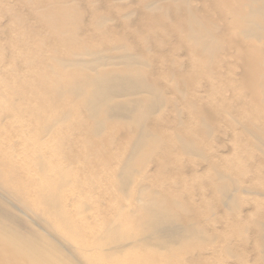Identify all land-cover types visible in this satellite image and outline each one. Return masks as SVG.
<instances>
[{"label": "bare ground", "instance_id": "bare-ground-1", "mask_svg": "<svg viewBox=\"0 0 264 264\" xmlns=\"http://www.w3.org/2000/svg\"><path fill=\"white\" fill-rule=\"evenodd\" d=\"M18 1L32 10V16L24 13L22 5V9L20 5L17 8ZM18 1L16 10L8 12L15 20L11 28L23 29L22 35L16 32L21 37L15 40L21 48L14 47L23 51L20 53L28 66L40 67L33 78H38L40 90L33 89L37 81L35 84L15 74L7 81L12 87L10 93L6 95L2 90L0 95V112L19 123L12 128L16 126L23 133L24 150L43 155V181L52 177L48 151L54 147L67 151L83 147L88 140L83 142L81 135L68 134V130L82 128L83 136L90 138L86 132L90 120L97 123L99 132L91 139V154L74 155L76 164H90L96 167L95 177L106 179L110 178L108 167L127 162L122 187L131 209L119 207L118 199L114 210L117 214L140 215L142 222L136 235L121 242L116 252L107 251L111 256L107 264H219L215 256L225 246L220 241L228 244L226 251L232 243L226 238L230 234L227 230L234 236L249 226L253 236L247 240L243 237V242L252 243L257 250L254 255L264 261V201L256 199L258 195L264 199V0H72L77 4L71 0ZM133 3L137 6L129 7L133 9L124 14L126 23L122 22L126 25L121 31L108 23L114 21L116 11ZM29 17L39 21L41 27L24 25ZM101 46L102 51L117 46L126 53L120 62L111 56L100 57ZM86 54L94 55V59L85 61ZM13 56L15 52L10 58ZM18 98L21 101H16ZM7 99L11 100L9 104ZM175 109L182 117L170 120ZM113 112L120 118H114ZM62 116L71 119L67 128V120L62 121V127L56 126ZM46 124H53V128L40 139V129ZM133 132L139 135L136 144L129 140ZM1 136L3 152L8 150L7 139L14 135ZM183 153L202 157L199 164L189 168L188 178L182 177L185 174L180 170ZM4 154L9 155L5 151L3 158ZM251 154L253 162L248 160ZM12 157L10 163L13 159L11 164L16 166L15 155ZM19 160L23 170L18 167L12 173L15 176L0 174V188L8 192L10 199H22L35 208L27 200L34 189L32 165L24 163L22 157ZM81 169L86 172L84 178L93 179L91 173ZM192 180H206L215 189L219 203L207 209L210 205L205 201L202 204L194 196H181L183 190L177 189L189 188ZM229 180L235 183L230 192ZM134 185L139 194L131 190ZM245 195L251 198L244 201ZM29 205L26 208L36 216ZM223 207L232 212L228 218L223 215L217 219ZM209 214L215 223L211 228L205 217ZM72 221L78 223L74 216L66 215L63 224L57 226L60 238L63 244H76V250L88 255L90 241ZM69 229H74L69 237L62 235ZM47 242L15 240L11 233L0 235V264H71L61 247Z\"/></svg>", "mask_w": 264, "mask_h": 264}, {"label": "rangeland", "instance_id": "rangeland-1", "mask_svg": "<svg viewBox=\"0 0 264 264\" xmlns=\"http://www.w3.org/2000/svg\"><path fill=\"white\" fill-rule=\"evenodd\" d=\"M17 1L18 0H16V1L15 0H3V1L0 0V28H1V30H3L2 32L0 31L1 36H3V37L0 36L1 40H3V41H0V59L2 58L0 60V63H1L0 64V72H2V74H0V77H1L0 78V86L7 84L5 86H7V88L10 87V88H8L9 90H6L5 86L0 87V89H1L0 95L3 94L2 93L3 91L6 92L5 93L6 95L10 93L9 91H11L10 89L12 87L10 85L11 83L10 82L8 83L7 81H10L13 78H15V74H16V77H18L20 79L22 77H24L23 79L28 80L32 83H35V81H37L36 83L38 85L36 83H35L36 86L33 84V89L35 91H36V89L40 90L38 78H37V80L33 79V78L36 79L37 73H38L36 70H39L40 67L37 69V65L34 67L28 66L26 61L23 60L24 55L21 54L23 51L21 52V50H15V47H16V49L21 48L20 45L19 46L16 45L18 42L15 43V40L17 39L18 36L22 35L23 32H21V31L23 29L19 28V30L21 29L20 31L18 29H16L14 31L15 28H11V25L14 26V23H15L14 22L15 20H13L11 13L14 12V10H16V9H14V8H16V5L17 6L20 5V8L23 6L22 8H23V11H26V12H24V13H26V15L28 13H30V10H31L29 7L23 5L22 3L19 4V1L16 4ZM74 1H77V0H74ZM74 1H72V2L75 4H77V2L78 3L81 2L80 0L77 2H74ZM118 3H120V2H118ZM83 4H85L84 1H83ZM124 4H126V3H121V5H124ZM5 6H7V7H5ZM136 6L137 5H135V3H133L132 6H128L127 8H123L124 10L121 9L122 11L121 10L116 11V13H114L115 14L114 21L111 20V21H108V23L111 26H114V28H117V30L121 31L122 27L124 25H126V24L123 25V23L125 22L124 14L125 13L129 14V12L133 9V8L131 9L129 7H136ZM3 8H7V10L6 9L4 10ZM17 8H19V6ZM8 9H9V11H8ZM10 11H12V12L8 13ZM31 12H32V10H31ZM118 13L120 14V16L118 18H116L118 16ZM121 13H122V16H121ZM9 15H11L10 16L11 18L9 17ZM30 15L32 16V13H30L27 16H30ZM121 17H123L124 19H122ZM132 17L133 18L136 17V13L133 12ZM88 19H89L88 16L85 17L86 22ZM29 21H31V22H29ZM122 21H124V22H122ZM11 22H12V24H11ZM27 22H25L24 25L25 24L29 25V23H31L30 25L33 24L35 26H39V28L41 27L39 25L40 24L39 21H37L38 22L37 23L35 20H31V17H29ZM93 31L96 32V30H93ZM7 32L12 33V35L14 33L15 34L12 36L11 34H8ZM16 32H18V34H20V35H18ZM92 32L90 31V33H92ZM2 33H3V35H2ZM40 34H39V37H43L46 34V32L43 34L42 33H40ZM9 35H11L12 37H10ZM9 37H10L11 41L9 40ZM12 41H13V43L11 45L10 43ZM2 42H3V45H2ZM12 47H14L13 49L15 51L12 50ZM103 47L104 46H101L100 50L98 51V56H100V57L111 56V57H114L115 61H118V62H120L122 60L121 57L123 55H125V53H126L124 50L118 48L117 46H109L110 49L102 51ZM7 48H9V49L7 50ZM16 51H17V53L19 52L18 55H17ZM14 52H15V56L10 58V56L14 55ZM10 54H12V55H10ZM7 57H9L8 58L9 60L7 59ZM16 58H17V60H18V58H20L19 59L20 61L18 60L19 62L17 60L16 61H17V63H21L20 64L21 66H19V64L16 63V61H15ZM85 58H86L85 61H89V60L94 59V55L86 54ZM12 59H14V60H12ZM2 60L7 61V63H4ZM21 60H23V61L21 62ZM2 62H3V64H2ZM23 62L25 64V66L22 65ZM35 63H37L36 59H35ZM10 64H11L12 68L9 67ZM16 64H17V67H16ZM35 67H36V69H35ZM32 68H34V69H32ZM11 70H13V72ZM34 70H35L36 74L34 73ZM30 71H31V73H30ZM237 71L240 72V70H237ZM8 72L11 74L9 75ZM27 73H30L31 75L33 74V76H35V77H33V76L29 77L30 74H27ZM7 74L9 76L8 79L4 78V76H7ZM20 75H22V76H20ZM31 79H33L34 81L33 80L31 81ZM161 79L164 80L166 78H165V76H161ZM23 83H25V82H23ZM229 93L230 92H228V94ZM135 97L136 96H128V98H135ZM0 100H2V99H0ZM7 100H6V102L9 104L11 102V100L10 99H7ZM16 101H21V99L18 98V99H16ZM180 108H181L182 112L183 111L186 112V110L184 109V107L181 104H180ZM0 113H1L0 114V122H2V124L0 123V125H1L0 126V135H2L1 137H6L5 134H7V136H10V137L14 135L13 137L7 139V144L9 145L8 146L9 148L7 147V149L8 150L10 149L9 150L10 152L8 150H6V148L4 150L7 151V153H9V155L13 151L12 154L15 155V159H16V166H14L13 164H11L13 162V159H12L11 163H10V159H9L10 156H11V158H13L12 154L10 156L8 154H6L7 156L4 154V158H3V153L5 151H3V152L0 151L1 152L0 153V174H5V175L10 174L11 176H15V174L13 175L12 173L13 172L15 173V170L18 167L19 168L21 167L20 165L22 164V162L19 160L21 157L24 158V161H23L24 163L30 162L32 165L31 170L33 171V173L35 175V180H34V189L31 193V196L27 200H28V203L33 204L36 208L35 209L34 207L30 206L29 204H25L27 202L23 201L22 199L21 200L20 199H16V200L10 199L8 192L3 191L0 188V235L11 233L12 237H14L15 240H17L18 238L28 239V240L32 239L34 241H37L39 244H44V242L49 241L50 244H52L58 248L59 247L62 248V251L72 260V261H70L71 264H107V263L111 262L110 253L107 251H109L111 249L113 252H116L117 247L121 242H123L127 239L130 240L132 237H134L136 235V232L140 229L139 226L141 225V222H142L140 215L133 216V215H127V214H117V212L114 210L115 206H117V205L121 208H125L126 210L131 209V207L129 206L130 203H129V201H127L126 196H125L126 191L122 187V184L125 181L124 175L126 174V172L124 171V169H125L127 162L124 166L118 165V166L108 167L107 168V174L110 175V178H106V179L94 176L93 173L95 172L96 167H91L90 164H84V165H80V166H78L76 164L77 159L74 155L91 154V152H92L91 148L94 146L91 139H95L96 138L95 134L99 132L97 123L90 120L88 125L86 126V132L91 136L90 138L87 136H83V129L82 128H80L78 131L68 130V134L81 135L83 138V142L88 140L87 143L83 147L75 149V150H71V151H67L66 149L61 148V147H54V149H51L48 151L49 152L48 156H50L51 160H52V163L48 166L49 169L52 170V171H50V175L52 177H47L46 181H43L40 178V173L43 172V167L40 165V163L42 161L41 158L43 157V155H38V156L32 155L29 152H27L26 150H24L25 146L23 144V138H24L23 133H21L20 129L16 126L14 127V129L12 128L14 125H16V124L18 125L19 123H17V121H13L14 120L13 117H11L7 114H4L5 112L4 113L0 112ZM109 113H110V110H109ZM121 114H122L121 115V117H122L123 113H121ZM4 115H5V117H3ZM125 115H126V113L124 112V117H125ZM180 115H181V113L175 109L174 111H172L170 113L169 119L170 120L177 119L178 117H180ZM112 116L114 118H120L119 116H115L114 112L112 113ZM129 117H128V119H126V122L129 121ZM181 117H182V115H181ZM5 119H7V120L5 121ZM63 120H67V124H66V128H67L71 123V119H66L64 116H62L60 118V121L57 123L56 126L62 127V121ZM111 121H115V120L111 119ZM6 122L8 125L6 124ZM8 122H10V123L14 122V124L11 123L9 125ZM6 125L11 127L10 129L13 131H10L9 127H7V129H6ZM131 125L135 126L133 123ZM52 128H53V124H51V125L46 124V125L42 126L40 129V133L38 135V138L42 139L43 137L47 136L49 134V130H52ZM9 131L12 133V135L10 134ZM7 132L9 133V135ZM19 132L22 135L18 134ZM129 140H132V142L134 144H136L139 140V135H137L133 132L130 135ZM19 141H21V143ZM61 141L65 144V141H63V140H61ZM55 142H54V144H55ZM3 147H5V146L3 145ZM124 153L127 154V151H125ZM226 154H230V153H225V155ZM5 156L7 158V161H6ZM129 156L130 157L132 156V151L129 154ZM226 156H228V155H226ZM251 157H252V154L249 155L248 160L253 162L255 160V159L253 160L254 155H253L252 159H251ZM4 159H5V163L7 162V164H5V163L3 164ZM47 159L48 158H46L45 160H47ZM8 160H9V162H8ZM201 160H202V157L198 156L197 154L183 153L181 155V161H183L182 162L183 165L180 166V168H181L180 170L183 171V173L185 175H182V177L188 178L187 171L189 170V168L193 167L195 164H199V162ZM81 168H84L89 173H91L90 175L93 176V179L84 178L86 172L84 170H82ZM20 169L23 170L22 168H20ZM177 171L179 172V170H177ZM177 171L175 170V172H177ZM249 174L250 173H247V176H245V177H248ZM204 181L206 184V180H192L190 182V187H189L190 189L189 188H187V189L179 188V189H177V191L183 190V191L179 192L181 196L189 195L191 199H193V196H194V198L199 203L202 202V204L206 203L205 205H210L207 208V209H210L213 206V204L219 203V199H218L217 194L215 193V189L213 187H211L209 184H206L207 185L206 186L204 184ZM168 183H166V184H168ZM229 184H231V187L229 189V192H230L232 189H234L235 183L233 180L232 181L229 180ZM131 190L134 191L136 194L140 193L139 189L137 187H135V185L131 188ZM185 190L187 193H185ZM211 190H213V191H211ZM181 193H183V194H181ZM209 193H210V195H209ZM206 194L208 195L209 198L206 196L203 200V197ZM189 196H187V197L189 198ZM248 197L251 198V196L245 195L243 197L244 198L243 200L246 201L247 199H249ZM257 197H256V199H258V200L261 199L262 201H264L262 195H258ZM118 199L121 200V202H119L117 205H115V203L117 202ZM201 199H202V201H201ZM203 201H205V203ZM23 202H25V203H23ZM27 205H29L32 209L35 210V212L37 213L36 216L33 212H31L30 210H28L26 208ZM223 208L225 209V210L223 209V211L226 212L227 215H228V213L232 212V210H229V208H225V207H223ZM223 211H221V212H223ZM221 212L219 213L220 215L216 214L217 219L229 217V215L226 216L225 213H221ZM213 213H214V211L212 212V214ZM212 214L205 216L206 218H209V223H208L207 227H210V228L215 226V223H213L214 221H213V215ZM66 215H68L70 217L72 215L77 219L78 223H75L72 221L74 227L78 228L79 231H82L85 234L86 238L90 241L89 247H87V249H86L88 255H85L84 253L76 250V247H77L76 244H71L70 246L67 244H63L62 238H60V234L57 230V226H61L63 224ZM223 215H225V216L223 217ZM214 217H215V215H214ZM46 222H48L49 225ZM251 227L250 226L245 227L244 228L245 231L243 233H240V234L235 233L234 236H233V234H231L232 232L227 230V233L228 234L230 233V234L227 235L226 238L231 239L232 243L229 244V248H230L229 251H226L228 249V247H227L228 244L225 243L224 240L220 241L219 244L221 246H223V245H225V246H223V251H222V249H220V251L217 254V257L219 259L215 256L216 262L220 261L217 263H219V264H234V263L235 264H240V263L241 264H244V263L245 264H255V263L256 264H264V261H260V259L256 257L257 250L254 248L252 243L245 241L247 243L245 246L243 245L245 243V242H243L244 241L243 237H245L247 240V238H250L253 236V234L251 233V229H252ZM71 230L74 231V229L65 230V231H63L62 235L69 237L70 236L69 232ZM151 232H152V230H149L150 234H151ZM231 235L233 237L229 238ZM66 239H68L70 242L74 243L73 241L70 240V238H66ZM49 242H47V243H49ZM240 242L241 243L243 242V244H242L243 246L241 245ZM250 245L252 247H250ZM137 246H141V244L139 245V243H137ZM247 246L249 248L248 251L245 250V249H248ZM224 247H226L227 249H224ZM240 247L241 248L245 247V249L243 248L245 251L243 249H241ZM71 249H74L75 251H72ZM234 249H235V252H234ZM253 249H255V250H253ZM237 250H238V252H237ZM230 251H232L233 253L232 252L230 253ZM236 252L239 254H237ZM245 253H246V255H245ZM254 253L256 255H254ZM235 254H237V256ZM241 254H242V256H241ZM233 255H235V256H233ZM223 256H224V258L225 257L226 258L222 259ZM248 256H249V260L251 258L249 263H248V261H249L248 259H247V261L245 260V258H247ZM117 257H120V256H117ZM124 257H126V256H124ZM243 257H245V258H243ZM252 257H254V258H252ZM91 258H96L97 261H94ZM215 258H213V262H215V260H214ZM252 259H254L256 262H252V261H254ZM257 259H258V261H257ZM210 260H212V258ZM235 260H236V262H234ZM237 260H241L242 262L237 261ZM243 260H245V261H243ZM38 264H48V263L46 261H41ZM116 264H119V263H116Z\"/></svg>", "mask_w": 264, "mask_h": 264}]
</instances>
